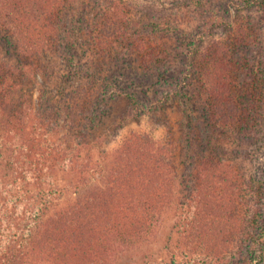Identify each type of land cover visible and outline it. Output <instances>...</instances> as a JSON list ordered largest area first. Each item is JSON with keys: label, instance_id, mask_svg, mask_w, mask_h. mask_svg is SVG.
<instances>
[{"label": "rangeland", "instance_id": "obj_1", "mask_svg": "<svg viewBox=\"0 0 264 264\" xmlns=\"http://www.w3.org/2000/svg\"><path fill=\"white\" fill-rule=\"evenodd\" d=\"M32 26L20 28L28 36L50 35L49 30L33 32ZM55 28L54 47L29 60L24 37L20 40L0 26V64L11 68L16 86L9 91L10 110L28 106L23 125L14 126L0 114V220L14 215L12 189H19L21 201L39 191L49 194L51 214L119 185L110 179L113 157L126 139L138 134L150 135L166 148L162 160L178 183L192 178L199 159H227L223 173L228 181L217 187L219 195L229 197L234 189L230 182L239 176L248 204L264 213V0H70ZM148 47L157 49L150 64L139 52ZM225 54L237 62L230 72L257 81L259 92L254 110L245 105L248 101L236 111L219 106L220 111L226 107L227 122L235 112L253 121L248 128H226L221 135V124L214 122L205 97L208 80L199 68L208 66L229 82L215 62ZM221 118L223 124L226 117ZM52 146L58 149V161H71L83 173L71 178L59 172L66 165L48 159L39 167L50 171L52 180L30 178V159L22 160L20 154L31 150L33 160L41 154L48 158L45 149L52 151ZM134 154L132 166L147 160L141 151ZM14 159L18 164L10 167L7 162ZM201 189L213 193L206 182ZM105 205L95 210L96 219L135 216L116 204L111 210ZM194 209L183 204L163 212L150 238L129 250L116 248L110 264H195L201 254L187 241ZM30 264L53 263L35 259Z\"/></svg>", "mask_w": 264, "mask_h": 264}, {"label": "trees", "instance_id": "obj_2", "mask_svg": "<svg viewBox=\"0 0 264 264\" xmlns=\"http://www.w3.org/2000/svg\"><path fill=\"white\" fill-rule=\"evenodd\" d=\"M69 1L0 0V26L4 25L13 30L20 40L24 37L22 47L27 54H31L29 60H34L32 55L37 56L40 52L54 47L57 34L52 30L58 31L55 27L59 24L60 12ZM22 24H32L30 28L33 32H38L39 29L49 30L50 35L41 36L39 33L28 36L21 30ZM46 34L48 35V32ZM100 50L104 51V46ZM155 51L157 49L152 47L139 49V52H144L146 56V64L152 62ZM218 59L215 62L227 73L229 82L217 77L208 66H201L199 74L208 80V93L205 97L214 122L221 124L223 135L228 132L226 128L240 131L243 127L248 128L253 121L249 120L248 115L235 112L227 122L226 107L220 111L219 106L228 105L236 111L238 105L248 101L245 105H248L249 110H254L253 103L259 92V84L257 81L255 83V80H242L237 70V74L231 73L233 65L235 67L237 62L227 54ZM230 64L232 65L229 68ZM27 66L33 68L35 64ZM236 68L240 69L238 65ZM10 70L11 68H4V65L0 64V114L6 116V122L13 123L14 126L23 125L21 119L27 115L24 111L28 106L22 108L21 104L19 110H10L13 99L9 91L16 87L12 84L13 76ZM221 116L226 117L223 124ZM1 147L6 149V146ZM51 148L52 151L45 149L48 158L41 154L33 160L34 154H31V150L29 154H20L22 160L30 159L27 163L30 178L45 177L52 180L53 174L39 167L41 162L43 164L48 159H51L54 165H66L59 169V172L71 175V178L83 173H77L78 168L73 166L71 161H58V149L54 146ZM132 151H141V155H146L147 160L139 167L132 166L136 161L135 152L132 155ZM164 151L166 148L150 135L138 134L126 139L114 155L110 170L111 182L121 183L110 186L105 191H96L91 196L78 199L51 214L47 210L51 204V200L47 198L49 194L43 191L34 195L26 192L29 194L28 199L21 201L17 196L19 189L10 190L12 198L17 201L10 202L14 215L9 216L5 222L0 220V264H30L35 259H44L53 264H110L116 248L129 250L138 245V241L150 238L154 234L159 216L168 209L176 211L183 204L188 208L195 206L187 232L188 246L201 254L195 264H262L264 213L253 210L248 204V195L238 186L239 176H235L236 182L229 181L234 188L229 190V197L219 195L218 188L228 181L223 173H227V159L218 155L199 159L192 178L187 176L183 183H178L172 177L167 162L162 160ZM13 156L14 154L11 157ZM17 158L16 156V160ZM16 160L14 159L12 164L9 161L7 163L10 167L16 166ZM137 178L139 183L135 181ZM84 179L88 180L83 176ZM205 182L213 193L206 194L205 189H201ZM119 196L123 198H118ZM40 198L44 200V206H38L37 213ZM115 204L126 214L135 216L128 219L123 217L124 221L115 218L116 216L105 220L94 217L95 210L104 205L111 210ZM153 264L166 263L161 261Z\"/></svg>", "mask_w": 264, "mask_h": 264}]
</instances>
